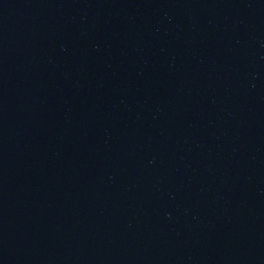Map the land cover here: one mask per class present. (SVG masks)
I'll list each match as a JSON object with an SVG mask.
<instances>
[{"label": "water", "instance_id": "obj_1", "mask_svg": "<svg viewBox=\"0 0 264 264\" xmlns=\"http://www.w3.org/2000/svg\"><path fill=\"white\" fill-rule=\"evenodd\" d=\"M0 264H264V0H0Z\"/></svg>", "mask_w": 264, "mask_h": 264}]
</instances>
